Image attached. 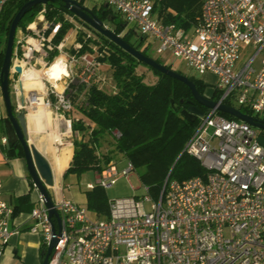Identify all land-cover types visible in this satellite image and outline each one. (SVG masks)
Returning a JSON list of instances; mask_svg holds the SVG:
<instances>
[{
	"label": "built area",
	"instance_id": "obj_1",
	"mask_svg": "<svg viewBox=\"0 0 264 264\" xmlns=\"http://www.w3.org/2000/svg\"><path fill=\"white\" fill-rule=\"evenodd\" d=\"M103 1L138 30L155 57L167 62L172 56L167 64L174 70L184 63L199 74L215 75L217 101L231 106L234 100L255 113L253 117L264 119V0H201L186 27L167 20L176 12L163 5L165 0ZM8 2L0 0V19ZM45 17L41 8L29 23L16 27L7 86L14 112L26 116L40 106L65 117L74 108L71 94L76 85L89 82L97 54L77 53L82 45L77 40L74 52L63 54L64 38L53 42L60 22ZM64 17L73 23L76 37L99 42L92 28ZM87 43L97 52L95 43ZM55 51L65 62L59 79L43 73L57 58ZM29 72L42 86H25ZM1 99L0 91V118ZM217 111L209 109L195 118V128L183 145V152L199 161L203 174L182 180L169 176L157 198L142 185L143 196L107 199L108 214L97 217L63 193L51 194L59 214L57 227L32 182L38 195L28 231L40 235L44 247L56 239L47 264H264V147L257 141L261 131ZM7 140L0 137L3 145ZM132 171L131 161L120 172L111 165L85 188L97 184L105 190ZM12 216L0 182V255L17 232L11 227Z\"/></svg>",
	"mask_w": 264,
	"mask_h": 264
},
{
	"label": "trees",
	"instance_id": "obj_2",
	"mask_svg": "<svg viewBox=\"0 0 264 264\" xmlns=\"http://www.w3.org/2000/svg\"><path fill=\"white\" fill-rule=\"evenodd\" d=\"M26 1L28 0H9L3 10L0 19V33L4 35V43L0 49V67L10 22L17 9ZM78 2L80 3V1ZM62 3L61 0H52L44 4H35L23 17L31 21V18L41 8H44L45 18L60 22V27L53 38L54 43H59L68 30L73 28V23L65 19V15H69L75 21L82 23ZM200 4L201 0H165L163 2L164 6L176 12L175 16H170L167 20L185 27L189 24L188 21H192L198 13ZM102 9L103 4L100 5L97 12L99 13ZM90 10L94 12L95 7ZM104 14L112 15V12L107 7ZM98 17L104 19L103 15H98ZM19 23V27L23 26ZM121 24H114L113 31L115 33H121ZM84 25L89 27L86 23ZM132 29L128 28L127 31L120 34L128 43H130L128 37L132 33ZM93 32L99 42L95 40L85 41L79 34L76 40L82 45L77 53L91 50L87 42L95 43L97 52L101 53V55L96 56L97 59L107 61L111 68V78L115 90L112 92L105 91L99 85L98 80L76 85L75 91L71 94V101L74 108L80 112L81 117L72 119L71 130L80 136L72 140V155L64 175L71 173L77 176L88 170L100 173L104 168L114 165L115 161L112 157L101 151L106 136L112 138L115 151L127 161H131L140 182L148 188V192L153 198L158 197L168 173L170 178L177 180L202 175L204 170L199 161L183 152V145L192 134L197 119L191 121L183 116L180 111L190 104L203 110L204 113L209 110V107L206 108L194 102L191 91L182 81L137 60L130 53L100 34L99 31L93 30ZM142 40L138 41L137 46L130 44L144 55L153 57L149 53L150 45L144 44ZM71 52L73 53L74 50ZM153 58L172 69L159 57ZM139 64H143L156 76L154 83L143 81L144 75L136 72V66ZM188 78L195 84L197 92L214 101L219 99L220 94L212 85L209 87L204 81L193 78V76ZM80 93H83V100L80 103H75L74 97L76 98ZM239 109L248 115H252L250 110L244 107H239ZM217 113L223 118H236L225 112L217 111ZM114 132H117L118 136ZM8 146L10 149L17 147L18 155H23L22 148L18 143H8ZM83 193L87 210L96 215L106 216L108 214V198L102 187L95 184L91 189H83ZM27 199V195L19 196L17 203H27ZM18 204L13 209V215ZM44 248L42 245L40 251Z\"/></svg>",
	"mask_w": 264,
	"mask_h": 264
},
{
	"label": "water",
	"instance_id": "obj_3",
	"mask_svg": "<svg viewBox=\"0 0 264 264\" xmlns=\"http://www.w3.org/2000/svg\"><path fill=\"white\" fill-rule=\"evenodd\" d=\"M47 1L52 0H28L26 1L13 16L8 33L6 36L5 46H4V55L0 67V91L2 95V103L5 109L4 124H5V135L8 139L7 142L14 144L18 143L23 152V156L26 163L27 174L30 177L31 181L37 187L38 192L44 198V204L48 209V216L55 219L57 227L59 226V214L53 205L51 195L48 191V187H51L54 184L53 171L51 165L49 164L46 157L34 147V145L29 141L27 136L26 129V119L25 115L22 112H14L13 105L10 99L9 90H8V67L10 63L11 50L13 45V39L16 27L20 22L21 18L28 12V10L35 4H44ZM66 9H68L74 17L81 20L83 23H86L90 28L99 31L104 37L130 53L134 58L141 61L142 63L148 65L155 70L164 73L174 79H178L187 85L191 94L193 96L194 102L208 108L216 109L221 112L228 113L233 117H236L239 120H242L248 123L251 126L258 128L261 131V134L257 137V141L264 147V119H257L252 115H248L242 112L240 109L232 107L228 104L221 103L219 101H214L205 97L204 95L197 92L198 90L195 87V84L184 74L176 72L174 69H170L167 66L157 62L153 57H148L141 53L139 50L134 48L130 43L126 42L120 34H117L110 27L106 26L104 21L98 17L102 15L103 11L98 14L94 13L90 9L81 5L77 0H61ZM108 7L107 3H103V8ZM114 16L109 15L106 20L113 21ZM121 28L126 27V23L120 25ZM132 33L136 38L142 40L143 37L139 35V32L136 28L132 29ZM16 71H20L19 67L16 68ZM181 114L191 121H194L195 118L202 116L204 114L203 110L197 108L195 105H188L187 108L181 109ZM169 177V173L166 175L165 179ZM55 225L52 222V233L55 234ZM42 237H40L41 239ZM56 243L54 237L48 242L46 247L40 251V264H47L48 257L50 255L53 245Z\"/></svg>",
	"mask_w": 264,
	"mask_h": 264
},
{
	"label": "crops",
	"instance_id": "obj_4",
	"mask_svg": "<svg viewBox=\"0 0 264 264\" xmlns=\"http://www.w3.org/2000/svg\"><path fill=\"white\" fill-rule=\"evenodd\" d=\"M77 1H80L81 5H83L88 9L95 7L96 11L100 7V5L103 4V3L101 4L99 3L100 0H77ZM63 38H64V41L62 43L63 48L64 46L67 45L73 46L76 40V34L74 33V30H71V32L66 33V35ZM55 56L56 57L59 56L58 51L55 53ZM49 113L51 118L50 120L51 123H53V125L56 120H60L63 123L68 124L69 133L73 134V138H79L80 135L78 133L76 134L73 133L71 130L72 119H77L81 117L80 112L76 110V108L75 109L73 108L71 112L66 113L65 117L58 116L52 111H49ZM27 115L25 116L27 136H28L27 139H29V141L32 140L31 143L34 145V147L38 150V152H41L46 157L49 164L51 165L49 152L46 149L47 144H44L43 142L44 140L43 133L35 134L33 128L28 126ZM1 118L4 119L3 114H1ZM67 119H71V120L68 122L66 121ZM59 129L60 131H63L64 124H61ZM3 135L5 134H1V136ZM72 140L71 142L67 143L70 147V155L66 163V166L56 177H54L53 175L54 184L51 186L52 188L48 187V191L50 195L51 194L54 195L55 193L57 194L59 192L63 193L64 188H68L70 192V197L68 198L66 195L65 197L75 202L76 204H79V206L85 207L86 199L83 193V189L80 188L77 189L71 186V183L75 182L76 175L71 173H67L64 175V171L68 167L69 165L68 163L70 162V158L72 155V146H73ZM67 176H69V178L67 179V181H65V178ZM29 178L30 177L27 174V168H26L24 156L18 155V148L13 147V149H10V147L8 146V142L5 145L0 143V182L2 183L3 199L7 201V203L14 209L15 205L18 204L17 198L19 196L22 195L28 196L27 199L28 202L27 203L23 202L18 204V207H16L15 214L12 216L11 227L12 229H17V232H15V234L11 236L9 242L4 247L0 255V264H37L36 261L37 258H35V251L39 250V241L37 239L38 236L37 234L28 231V227L31 224V220L29 219L30 218L29 213L31 209L37 204L38 192L32 186V181ZM87 183H93V182H87ZM88 212L90 216H97V217L102 216V215H96L89 210Z\"/></svg>",
	"mask_w": 264,
	"mask_h": 264
},
{
	"label": "rangeland",
	"instance_id": "obj_5",
	"mask_svg": "<svg viewBox=\"0 0 264 264\" xmlns=\"http://www.w3.org/2000/svg\"><path fill=\"white\" fill-rule=\"evenodd\" d=\"M99 3H104L103 0H100ZM111 12L112 15H114V20L113 21H108L105 20L104 23L110 27L111 29L113 28V25L115 23H124V20L122 18V16H120L113 7H108ZM29 19L26 17L21 18V23H19V25H26L27 23H29ZM19 27V26H17ZM126 28H134L133 25L131 24H127ZM73 29V28H72ZM68 30L67 33L71 32V30ZM17 32V29H16ZM123 32H121L120 34H122ZM129 42L133 45V46H137L138 41L135 37V35L133 33H131L129 35ZM4 43V35L0 33V49L2 48ZM95 48L97 49V45H94ZM71 50H73V46L72 45H67L64 46V48L62 49V53L63 54H67V53H71ZM88 51V50H87ZM91 54H97V56L99 55L98 52H94L92 50H89ZM149 53L151 54V56L155 57L154 54H152V49L150 47ZM95 54V56H96ZM103 57V56H101ZM96 58V65L95 68L93 69V73L90 75L89 78V82L90 81H96L98 80L100 83L99 85L107 92H112L115 90V86H114V82L111 78V68L109 66V64L107 63V61H100ZM163 62L165 63H170L172 62L174 59L172 56H168L167 57V62L164 58L159 57ZM177 71H179L180 73L186 75L187 77L189 76H193V78H198L201 79L202 81H204L209 87H211V85H214L216 83V76L206 72L205 74H199L197 72L194 71V69H191L190 67L186 66L184 63L180 64V66L177 68ZM136 72L137 73H142L144 75V80L146 83H154L156 81V76L153 75V73L151 72V70H149L147 67H145L143 64H139L136 66ZM10 99L12 102V105L14 103L13 97L12 95H10ZM83 100V93L79 96H76V98L74 97V101L75 103H80ZM229 103L231 104L232 107L235 108H239L240 106L238 104H236L237 102L234 100H230ZM75 109V108H74ZM2 114L5 116V109H4V105L2 103ZM252 115L256 116L255 113H252ZM257 116L259 118H263L262 115H258ZM1 134H5V124H4V119H0V136ZM73 138V134L72 133H68L66 135L63 136V140L68 143L71 142ZM101 151L103 153H105L106 155H110V157H112V159L115 161V168L118 172H120L122 169L126 168L127 166V160L122 157L121 155H119L117 153V151H115V149L113 148V141L112 138L110 136H106V138L103 140L102 146H101ZM95 171L93 170H88L80 175H77L75 177V182L71 183V186L74 188H80V189H84L86 186L87 182H94L95 180ZM69 178V176H67L65 178V181H67V179ZM64 195H66L68 198L70 197V192L68 188H64L63 191ZM105 193L108 199H113L116 197H122V196H131L132 195H136L138 197H141L145 194V190L142 187V183L139 180L138 174L136 171H132L131 173L128 174V176H119L117 177L116 181L114 182V184H112L110 187L105 188ZM37 239L39 241V250L35 251V258L37 261V264H39V262L41 263V258H40V247L44 244L42 242V240L40 239V235H37ZM44 246V245H43Z\"/></svg>",
	"mask_w": 264,
	"mask_h": 264
},
{
	"label": "bare ground",
	"instance_id": "obj_6",
	"mask_svg": "<svg viewBox=\"0 0 264 264\" xmlns=\"http://www.w3.org/2000/svg\"><path fill=\"white\" fill-rule=\"evenodd\" d=\"M65 62L63 55L57 56V58L52 62L50 67L43 70V73L55 79H59L62 73L65 74ZM34 73H27L26 80L24 81L25 86H42L40 80H31ZM32 77V78H31ZM56 86H59L56 83ZM50 113L44 107H36L35 109H30L27 115L28 126L33 128L36 133H43V142L47 144L46 149L49 152L51 159V166L54 177H56L66 166L70 155L69 145L62 139L63 135L69 133L68 124L63 123L60 120H56L51 123ZM64 124V130L60 131L59 127ZM29 127V128H30ZM32 140H30L31 142Z\"/></svg>",
	"mask_w": 264,
	"mask_h": 264
},
{
	"label": "flooded vegetation",
	"instance_id": "obj_7",
	"mask_svg": "<svg viewBox=\"0 0 264 264\" xmlns=\"http://www.w3.org/2000/svg\"><path fill=\"white\" fill-rule=\"evenodd\" d=\"M104 10H105L104 8L101 10V11H103V13H101V14L103 15V17H104L103 21H105L106 18L109 16V15L104 14ZM101 11H100V12H101ZM94 13L98 14V12H97L96 10L94 11ZM113 20H114V19H113ZM105 25H106V24H105ZM106 26H107V25H106ZM113 28H114V25H113ZM113 28H112V29H113ZM127 30H128V28L124 27V28H122V31H121V32L124 33V32L127 31ZM136 39H137V41H139L138 38H136ZM142 41H143V40H142ZM143 42H144V41H143ZM144 44H145V42H144ZM262 133L264 134V132H262Z\"/></svg>",
	"mask_w": 264,
	"mask_h": 264
}]
</instances>
